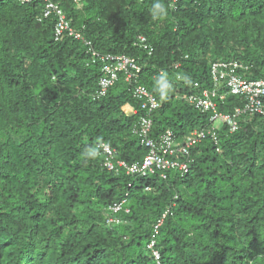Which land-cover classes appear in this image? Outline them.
I'll use <instances>...</instances> for the list:
<instances>
[{
    "label": "trees",
    "instance_id": "1",
    "mask_svg": "<svg viewBox=\"0 0 264 264\" xmlns=\"http://www.w3.org/2000/svg\"><path fill=\"white\" fill-rule=\"evenodd\" d=\"M47 1L79 38L56 34L45 0H0V264H264V118L241 117L235 132L219 126L216 141L168 156L187 171L165 178L107 171L98 148L140 164L150 151L141 118L153 143L210 129V114L182 97L195 82L212 88L214 61L264 80V0H171L160 22L152 0ZM106 55L133 58L140 72L119 73L99 96ZM137 85L157 100L153 112L133 97ZM225 97L221 112L243 103Z\"/></svg>",
    "mask_w": 264,
    "mask_h": 264
},
{
    "label": "built area",
    "instance_id": "2",
    "mask_svg": "<svg viewBox=\"0 0 264 264\" xmlns=\"http://www.w3.org/2000/svg\"><path fill=\"white\" fill-rule=\"evenodd\" d=\"M23 1V0H22ZM46 1L44 9V17H48L54 13L58 22L56 24V34L59 35L63 31H67L70 36L79 38L78 34H73L69 23L65 20L61 10L54 4ZM176 1V0H175ZM139 42L143 43L144 38L139 37ZM146 49V46H143ZM104 62L102 69L103 75L98 81L99 96H104L107 90L118 80L119 73L124 74L126 81L135 78L136 74L140 72V67L136 64L133 58L123 55L112 56L106 55L100 58ZM247 67H244L238 61L213 62L210 66V78L212 81V88H201L198 83H193L194 93H189L182 97L189 105L202 113L210 114V122L213 126L207 131H193L185 137L183 142L176 143L171 132L167 131L160 139L159 143H153L145 138L150 131L151 122L149 119L141 118L139 133L147 148H150L149 153L143 158L140 164L133 163L127 165L123 162L112 161L113 150L107 145L102 144L98 148L101 149L102 155L105 159L103 166L107 171H118V168L125 169L129 175H137L140 177H147L148 175H155L159 173L160 177L165 178V171L170 169H178L179 171L186 172L187 165L178 160H169L168 156L178 153L182 157L188 156L189 149L196 143L205 138L206 135L211 136L215 140V133L218 129L214 125L217 122L220 126L224 125L228 128L230 133L237 130L239 126L238 120L243 116H259L264 118V80H249L246 79L244 74ZM224 90L226 94L239 97L242 100V105L235 107L230 113L220 112L215 99H223V95L219 91ZM133 97L141 100V108L146 110L147 113L153 112L159 107V104L154 96H152L143 86L137 85L132 88ZM181 98V97H180ZM132 113H135L132 110ZM119 206L114 207L117 211Z\"/></svg>",
    "mask_w": 264,
    "mask_h": 264
},
{
    "label": "clouds",
    "instance_id": "3",
    "mask_svg": "<svg viewBox=\"0 0 264 264\" xmlns=\"http://www.w3.org/2000/svg\"><path fill=\"white\" fill-rule=\"evenodd\" d=\"M171 6H172L171 5V0H152L151 7L149 9V15H150L151 19L153 21H156V22H160V21L165 20L168 17V14H169V11H170ZM214 62H217V61H214ZM156 84H157V89L156 90L159 92L160 99L161 100L165 99L166 96H167V91H168V89L170 87L168 85V83H167L166 75H161V76L157 77ZM219 94L220 95H223V99L221 100L222 102L225 100V98H226L225 96H227V95L233 96V95H230V94H226L224 90L219 91ZM234 97H236V96H234ZM132 110L133 109L131 108V110L129 111V113H132ZM219 126L220 125H218L217 127L219 128ZM117 162H123V161H117ZM123 163H125V162H123ZM123 204L124 203H122V205ZM116 206H118V205H116ZM120 206L121 205H119V208H120ZM114 212H116V211L113 210V213ZM125 212H128V211L125 210ZM166 214H167V212H165V213L162 214V217H161L160 221L158 222L157 226H155V228H154L155 230H157V228L162 224V221L165 218ZM112 223L113 224L114 223H118V219L113 218V219L108 220V224H112ZM152 247H153V243H150V245H148V248H152ZM155 255H156V259H157L158 258V253L156 251H155ZM157 264H159V262H157Z\"/></svg>",
    "mask_w": 264,
    "mask_h": 264
},
{
    "label": "rangeland",
    "instance_id": "4",
    "mask_svg": "<svg viewBox=\"0 0 264 264\" xmlns=\"http://www.w3.org/2000/svg\"><path fill=\"white\" fill-rule=\"evenodd\" d=\"M124 109H126V107ZM125 112H127V109L125 110ZM214 125L218 126L219 124L217 122H215Z\"/></svg>",
    "mask_w": 264,
    "mask_h": 264
},
{
    "label": "crops",
    "instance_id": "5",
    "mask_svg": "<svg viewBox=\"0 0 264 264\" xmlns=\"http://www.w3.org/2000/svg\"><path fill=\"white\" fill-rule=\"evenodd\" d=\"M126 109H127V112L129 113V111L131 110V108L130 107H126Z\"/></svg>",
    "mask_w": 264,
    "mask_h": 264
}]
</instances>
